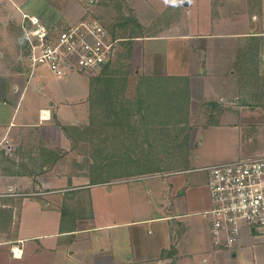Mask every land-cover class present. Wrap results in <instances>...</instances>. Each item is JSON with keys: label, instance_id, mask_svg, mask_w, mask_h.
<instances>
[{"label": "crops", "instance_id": "obj_1", "mask_svg": "<svg viewBox=\"0 0 264 264\" xmlns=\"http://www.w3.org/2000/svg\"><path fill=\"white\" fill-rule=\"evenodd\" d=\"M128 3L130 12L151 30L150 35L137 38L133 46L131 95H138L136 87L141 73L153 72L148 64L151 62L146 61L157 53L153 48L162 51L160 63H155L156 57L152 59L163 75L190 78L193 116L212 117L216 115V108H221V114L229 112L239 117L236 123H227L226 128L233 132L237 146L231 154L234 159L222 163L263 153L264 95L251 89L254 80L250 81L251 88H241L239 61L241 50H255L258 56L256 69H253L258 75L256 82H264V0H169L166 8L155 11L152 7L151 12L156 14L148 17L138 14V0H128ZM165 11L169 14L162 16ZM220 40L225 43L219 45ZM194 51L215 52L214 57L222 56L224 60L226 53L228 64L235 68L233 76L239 80L238 87L218 93L220 97L215 102L207 101L205 92L195 86L202 83V76L207 72L191 69L189 63L194 60ZM28 76L27 81H30L33 75L28 73ZM6 81L5 97L13 105L9 107V103L3 102L0 106V142L5 141L2 151L13 156L16 162L35 157L41 147L46 153L65 150L72 154L70 143L59 126L63 124L50 122L51 117L56 116L53 110L41 105L38 123H26L23 118L15 122L11 107L18 109L24 91L20 96L11 93L10 83ZM196 97L205 103L192 104V98ZM50 106H54V102ZM45 113L50 117L42 120ZM220 136L225 142L227 132L219 134V144ZM220 150L219 146V153ZM219 157L226 158L228 154ZM0 166V264H104L97 260L98 256H92L99 248L96 243L107 245L100 246L99 254L104 255L108 249L113 260L123 259L112 264H264V229H244L232 250L214 249L206 215L212 206L208 181L203 183V176L196 175L204 170L209 176L206 171L209 166L167 173L170 204L159 207L168 211L154 217L144 214L145 206L134 212L131 193L137 188L114 186L147 176L102 185H90L87 180L85 185L58 187L54 182L56 177L51 174L57 165L44 168L40 175L15 174L16 169L11 172L3 164ZM82 192L88 193L90 204H82V201L79 204L75 198L67 197L70 193L81 196ZM147 192L150 193V189ZM81 211L84 213L79 214ZM150 224L159 230L160 240L155 239L153 247L134 249L133 229L137 231V226ZM138 231L145 236L144 231ZM93 247L95 250L90 255ZM127 250L132 254L123 257L122 251ZM75 257L78 261L73 262L71 259ZM90 258L91 263H87L86 259Z\"/></svg>", "mask_w": 264, "mask_h": 264}, {"label": "rangeland", "instance_id": "obj_2", "mask_svg": "<svg viewBox=\"0 0 264 264\" xmlns=\"http://www.w3.org/2000/svg\"><path fill=\"white\" fill-rule=\"evenodd\" d=\"M100 2L101 0H0V106H2L1 104H3V102L9 103V107L13 105V103L11 101L9 102L8 98L5 97V80L10 83L11 93H18V96H20L24 91V96L21 99L18 109L15 111L14 106L11 107L12 114H15L14 119L16 123L21 122L22 118L26 120V123H38V111L41 105L56 113L55 118L51 117L50 122H60L68 126L75 123H88L91 76L73 74L65 78H59L45 67H38L33 71L28 70L29 68L22 48L23 42L25 41V34L22 29V16L23 14L38 16L49 28L58 26V28L64 29L67 25L74 24L85 18L96 19L103 25L110 22L115 13L113 9L110 7L106 8V6H103ZM168 2L169 0H138V14L145 17L155 15L156 13H153V11L151 12L150 9L153 7L156 11L164 7L166 8L169 6ZM124 7L127 9V15H134V13L130 12L132 9L130 8L128 0L124 4ZM128 11L131 14L128 13ZM168 14L169 13L165 11L162 16ZM11 26L13 27L11 28ZM224 43V40H220L219 45ZM134 45H136L135 41L133 42V46ZM146 47H148V44H146ZM119 48L118 52H120ZM153 50V52L157 53L152 55V57L146 58V61L151 62L148 63L149 68L152 69L154 73H160L152 75H163V71L158 69L159 65H155L152 59L156 57L157 60H154L155 63H160V53H162V51H157L155 48H153ZM116 55L117 51L111 60H114ZM214 55L215 52L211 51H203L202 53L194 51L192 54L194 60L189 62L192 64L191 69L195 67L201 70L200 72L206 70L207 75L202 76V83H196L195 86L198 89H202V92H205L207 101L212 100V102L217 101L220 97L218 93L222 94L225 89L227 90L229 88L231 91L232 89L234 91L235 87H238L237 81H239L236 76H233L235 68L232 67L230 63L228 64L229 56L224 53L227 57V59L224 60L222 56L217 55L214 57ZM219 61L222 62V64H220ZM199 65H202V67H199ZM28 73L33 75L30 81H27L29 77ZM247 75H244L247 78L242 77V83H239L242 89L251 88L252 86L250 85L252 79L248 73ZM254 84V87L251 89L264 95V82L257 83L254 81ZM256 88L258 89L256 90ZM241 91L243 90L239 89V92ZM238 97L240 98V96ZM52 102H54V106L51 107L50 104ZM204 103L205 100H200L198 97L192 98V104L194 105H202ZM193 109L194 108L191 106V113ZM238 120V116L229 114V112L227 114H221V108H216V115L212 117L194 116L187 153L183 152V147L181 150L177 147L176 150L179 151L172 153L170 160H183L185 158L188 161L187 165L189 169L213 166L233 160L234 158H231V154L237 146L234 145L235 140L233 132L226 128L228 126L227 123H236ZM221 132H227V136L225 142L223 141V136H220L221 143L219 144L218 136ZM122 137L123 136H121V138ZM112 140L113 141L109 140L106 143L111 151L112 148L115 147L113 146L115 141L114 139ZM85 146L86 145H84V147ZM219 146L221 148L220 153ZM120 147L121 145L117 146L119 149ZM66 149H68V147H66ZM63 151L66 152L65 150ZM70 151H72V154L69 151L66 152L63 160L57 164L56 168L51 173L54 175V178L56 177L53 179L58 187L85 185L87 180H89L86 174L90 164L89 160L91 161V159H88L86 153L81 154L82 151L80 149ZM220 154H228V157L220 158ZM164 156V159H166L168 154ZM117 158L119 157L111 154L106 160H116ZM167 166L159 169L160 173H157L158 175L155 174V176L151 175L144 179H135L129 182L125 181V183H119L114 186H129L130 190L134 187L137 188V191L131 193L134 212L138 207L145 206L147 210L144 214L147 217L165 214L168 209L162 210L159 205L170 204V188L168 185L170 177L167 175L169 172V169H166ZM177 166L183 167L184 165L179 163ZM116 171H119V168L113 170V166H109V168L107 167L106 174L110 175ZM198 173L199 174H196L197 176H203V183L208 181L207 173L204 170ZM148 189H150V193L147 192ZM80 194L81 196H76L70 193L67 197L69 200L75 198V202L79 204L80 201H82V204H88V202L90 204V201H88V193L82 192ZM69 203L72 204V201ZM168 208L170 209V206ZM82 213H84V211L79 212V214ZM139 218V214H136V219ZM137 229L142 231L145 230V236L141 235V231ZM136 230L137 231L133 229V235L135 237L133 245L134 249L138 248V251H140V248L143 246L152 245L150 247H153L154 244L152 242L157 238L160 240L161 234L159 230L151 224L137 226ZM192 239L193 238H188L190 241ZM95 246L99 248L93 252L95 250L93 247L90 251V255L93 252L92 256H98L97 260L100 262L112 264L113 261L116 263L123 260H118L117 258L113 260L112 254L108 249L104 255L99 254L100 246L105 248L107 247L106 244L101 245L96 243ZM122 252L123 257L132 254V252L129 253L128 250ZM91 259L92 258L86 259V262L91 263ZM71 260L73 262L78 261L76 257Z\"/></svg>", "mask_w": 264, "mask_h": 264}, {"label": "trees", "instance_id": "obj_3", "mask_svg": "<svg viewBox=\"0 0 264 264\" xmlns=\"http://www.w3.org/2000/svg\"><path fill=\"white\" fill-rule=\"evenodd\" d=\"M126 2H100L115 13L112 20L103 26L111 39L120 40L121 48L120 52L117 50L114 60H110L97 75L90 78L88 123L60 126L57 122L70 143V150L80 149L81 154L86 153L91 159L86 174L90 185L155 176L160 173L159 169L167 165L168 173L190 170L185 158L170 160L171 154L182 147L183 152L187 153L190 144L194 117L191 113L190 78L141 73L136 87L138 95H131L133 42L150 35L151 30L133 14H126ZM22 48L26 57L28 51L25 42ZM257 57L255 50H241L240 81L247 78L244 76L247 73L252 80L258 79L257 71L253 70L256 69L254 64ZM108 139L115 141L112 151L106 145ZM119 145L120 149L117 148ZM177 147L179 150H176ZM37 150L35 157L19 162L1 151L0 165L3 164L11 172L16 169L15 174L32 172L33 175H40L44 168L50 169L59 164L66 153L63 150L46 153L42 147ZM111 154L119 158L106 160ZM165 154H168L166 159ZM179 163L184 166L178 167ZM109 166H113V170L119 168V171L108 175Z\"/></svg>", "mask_w": 264, "mask_h": 264}, {"label": "built area", "instance_id": "obj_4", "mask_svg": "<svg viewBox=\"0 0 264 264\" xmlns=\"http://www.w3.org/2000/svg\"><path fill=\"white\" fill-rule=\"evenodd\" d=\"M22 28L29 70L45 67L56 77L97 75L112 59L120 40H112L96 19L85 18L66 28H49L41 18L23 14ZM41 116L42 120L49 118ZM0 142V152L4 149ZM214 249L232 250L244 229H264V152L206 168Z\"/></svg>", "mask_w": 264, "mask_h": 264}]
</instances>
